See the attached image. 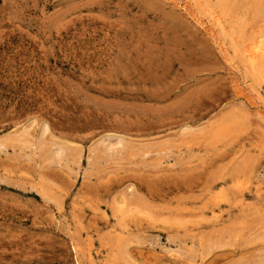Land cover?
<instances>
[{"label": "rangeland", "instance_id": "rangeland-1", "mask_svg": "<svg viewBox=\"0 0 264 264\" xmlns=\"http://www.w3.org/2000/svg\"><path fill=\"white\" fill-rule=\"evenodd\" d=\"M204 1L264 36V9ZM225 37L182 0H0V136L82 151L0 152V264H264V83ZM108 133L172 153L89 167Z\"/></svg>", "mask_w": 264, "mask_h": 264}, {"label": "bare ground", "instance_id": "bare-ground-1", "mask_svg": "<svg viewBox=\"0 0 264 264\" xmlns=\"http://www.w3.org/2000/svg\"><path fill=\"white\" fill-rule=\"evenodd\" d=\"M182 1L190 15L206 18L216 28L220 36L224 34L227 40H230L233 56L237 58L236 64L245 73V77H251L257 84L264 83V36L243 39L237 32L241 31L240 28H244L247 22L233 21L232 26L225 27L221 20L224 11L221 9H213L212 5L204 0ZM223 1L215 0V4L221 5ZM244 7L246 11L253 9V14L256 17L264 9V0H243L242 8ZM258 89L256 90L258 91ZM193 131L195 128L184 127L180 130L179 135H191ZM49 132L46 123L41 124L36 138H33L29 133V128L24 126L16 132H7L0 136V152L10 151L30 158L33 154L42 153L49 147V155L57 161L77 164L81 162V150L72 149L68 142H59L57 139L47 142L45 137L49 135ZM172 146V143L168 141L136 146L124 136L108 133L88 148L85 162L89 167H92L101 160L106 162L125 161L133 158L143 160L149 155L168 159L172 153ZM258 261H253L252 264H259Z\"/></svg>", "mask_w": 264, "mask_h": 264}]
</instances>
